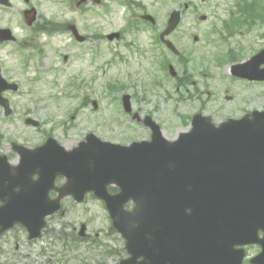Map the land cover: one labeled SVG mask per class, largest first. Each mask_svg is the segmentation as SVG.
Returning <instances> with one entry per match:
<instances>
[{
	"label": "water",
	"instance_id": "water-1",
	"mask_svg": "<svg viewBox=\"0 0 264 264\" xmlns=\"http://www.w3.org/2000/svg\"><path fill=\"white\" fill-rule=\"evenodd\" d=\"M235 70H240L237 72L242 75L249 73L244 68ZM197 119L194 120V129L174 142L167 141L160 127L150 118L145 120L146 124L154 126L150 142L124 146L101 141L90 134L71 151L80 155L79 159L71 161L75 166H66L64 155L58 162L60 172L78 180V186H82L79 191L91 189L106 200L114 224L127 238L128 251L134 256L143 255V264L164 261L171 250L172 264H204L205 261L197 256L201 250L198 245L201 238L197 239L193 224L197 221L198 201L195 197H199L200 189L194 184L201 180L218 179L219 193L212 194L211 200L214 197L218 202L225 200L229 207L243 202L233 194L237 189L245 188L243 195L251 201L248 200L250 207L247 205L244 210L251 219L256 215L254 206L262 205L264 209L263 121L257 120L250 125L239 123L237 127H216L210 118H205L206 123L197 122ZM60 150L66 153L63 148ZM194 160L201 168L194 167ZM185 166L198 174L190 175ZM202 166L212 167L215 173ZM108 183L118 184L122 192L116 197L108 195ZM71 186L72 183L68 192ZM74 194L79 197L76 191ZM131 198L137 204L133 212H128L123 206ZM42 199L37 200L48 206ZM217 203L212 200V205L218 208ZM32 204L35 201L25 197L11 201L5 206L7 217L4 219L25 222L31 235L37 236L43 225L41 217L51 212V208L46 212L40 208L32 211L29 209ZM58 207L59 204L55 203L52 210ZM188 209H191L190 214H186ZM261 212L264 216V210ZM186 234H190L189 238Z\"/></svg>",
	"mask_w": 264,
	"mask_h": 264
},
{
	"label": "rangeland",
	"instance_id": "rangeland-1",
	"mask_svg": "<svg viewBox=\"0 0 264 264\" xmlns=\"http://www.w3.org/2000/svg\"><path fill=\"white\" fill-rule=\"evenodd\" d=\"M192 1L196 5L195 11H191L183 19V33L177 36V40L180 42L182 48L185 49L188 56V71L193 74V80L195 84H191L187 88L176 87L174 85V80L163 73L162 70H157L155 75H161V81L163 85L157 86L155 88L151 87L148 89L147 86H141L139 84L140 79H146L145 71L138 70L140 67L138 62H143L144 66H150L149 69L155 70L156 66H153V61L155 59H136L130 58V63L128 60L126 62L120 59H112L113 63H110L111 56L106 54V60L108 64L105 65L107 69V81H121L125 84V91L128 93L136 92L139 96L143 94L148 97L143 104L145 110L154 111V116L162 123L165 134L169 138L176 137L181 131L188 130L187 126L190 119L185 120V115H190L196 112L200 108V103L203 101L207 94L199 97L195 89H200L201 91L206 90L204 82H207L212 90H215L217 97L212 105L205 108V113L211 114L216 122L224 119L226 115L240 114L244 110L249 108H260L264 106V85L246 83L241 80H232L230 78V67L232 64L228 63L223 66L217 65V62L213 59V56L220 52H227L234 50L239 53L240 61L247 60L252 55L257 52V49L264 45V21L258 20L254 25V28L248 30V26H243L237 29V33L234 37L223 41H216V43H209L205 34L211 30L213 27V22L221 23V20H229L232 17H238L240 14H233L236 10L237 0H187ZM257 2L263 3L264 0H257ZM264 4L254 6L251 10V16L264 14ZM202 14L208 16L206 21L199 22L198 17ZM198 15V16H196ZM97 17V16H95ZM93 18L91 17L90 32L95 30H105L110 32L111 28L118 29L120 23L119 19H123L120 12H116L107 19V27L105 23L101 25L99 29L98 25L93 24ZM161 18H163L161 16ZM113 21L115 24L108 25ZM197 23H196V22ZM112 22V23H113ZM87 24V22H86ZM241 24V23H240ZM82 30L85 31V25L81 26ZM197 34L199 36L198 42L193 40L191 33ZM190 33V34H189ZM205 35V36H204ZM225 39V38H224ZM101 41H92L89 45H99ZM78 46H74L73 50ZM152 59V60H151ZM173 63L182 74L184 67L179 64L176 58L171 57ZM105 60V61H106ZM86 61L83 64V73L79 74L77 70L73 73H67L63 76L66 80L73 74H79L83 76L87 81H93L92 70L94 67H90ZM77 64V62H76ZM98 63H93L92 66H98ZM68 67V66H66ZM77 67V66H76ZM211 72V74L203 75L204 72ZM140 78V79H139ZM135 81V82H133ZM145 82V81H144ZM63 86V85H62ZM60 86V88L62 87ZM57 89V88H56ZM48 90L45 92H38L32 94L27 91V95H32V97L27 96L24 100L22 97H18L17 104L19 108L23 110L27 107L31 110L40 106V108L45 104H49V109L43 110L42 114H48L49 117L53 118V125L57 126L56 133L62 139H71V142L76 144L78 141L83 139L84 134L87 130L92 129L96 131L101 137L113 140L121 141L123 143H128L130 140L142 139L148 136V133L144 127L137 124L131 119V117L124 111L122 104L119 100L116 101L112 99L111 95L103 97L102 103L99 105L98 110L93 109V105L89 104L87 107L81 108L74 117L73 122H70L67 115L68 107L70 106L68 98H63L57 100L54 96H61L60 90ZM148 89V90H147ZM226 89L228 92H226ZM124 91L120 90L115 93L114 96L122 94ZM45 94L47 97L46 103L38 104L37 100L40 98L41 94ZM233 95V100L226 99V95ZM92 96L96 99H101V87L99 81L94 83L92 89ZM113 96V97H114ZM182 96L183 99H180ZM44 98V97H43ZM133 105L138 108L140 103L136 104V100L133 97ZM16 121L10 119L6 122H0V130L4 132L11 131V136H17L21 128H25L20 121V109L17 106ZM67 120V126L70 123L72 127L65 132V125H62V121ZM27 131H30L28 129ZM71 146V143L70 145ZM69 210L68 215L64 218L59 217L53 224L52 227L55 230H59L63 223H67L68 227L71 229L76 226L78 230L82 223H86L88 226V232L90 236L98 239L102 246L94 245L92 247L87 243H79L80 246L76 250L72 248H67L59 241L54 245L55 256L52 257L40 255L42 247L52 250L53 246H49L46 242H37L35 245L27 242L25 233L22 231L19 233V239L22 243V251L27 254L28 264H116V257H106L104 255V250L108 247L112 250H120L124 248V240L122 236L115 232L112 233L109 229L111 226V219L109 214L104 207L103 203L99 200L89 197L82 204L68 203ZM108 244V245H107ZM107 246V247H106ZM44 251V250H43Z\"/></svg>",
	"mask_w": 264,
	"mask_h": 264
},
{
	"label": "flooded vegetation",
	"instance_id": "flooded-vegetation-1",
	"mask_svg": "<svg viewBox=\"0 0 264 264\" xmlns=\"http://www.w3.org/2000/svg\"><path fill=\"white\" fill-rule=\"evenodd\" d=\"M172 1L174 2L172 3ZM175 1L177 0H166L165 5L170 3L176 5L179 3V1ZM8 4L9 6L4 5L3 8L4 12L2 14L1 27L11 29L15 33V40L4 43H21L29 37L33 44L39 46L40 53L38 56L42 57L41 60H37V71L33 72L35 77L29 79L32 82L29 86L38 90L44 88L56 89L60 88L62 85V87H64L65 80L63 79V76L75 71L73 63L68 68H63V63H69V60L73 58V51H70V46L74 45V39H72V37L70 44L67 37L64 34L59 33L62 26L61 24L63 23H66L65 27L67 28L68 25L72 23L76 24V26H82L86 25V22L87 24L90 23L91 17H94L93 22L103 23L106 22L111 15L116 12H121L125 17L124 24H127L126 27H130L133 33L137 36L136 44L138 45V48H136L143 55L142 58L147 59L153 55H157L166 62V57H170V53H173L160 38L161 33L167 26L168 19L151 20L144 18L150 10L149 6L151 3L149 0H9ZM50 4H54L56 9L52 19L54 31H50L49 34H44L45 31L42 30V28L48 26L49 23H43L41 18L42 16L45 17L47 15L46 6ZM184 4L186 5V3ZM169 7L170 5L168 8ZM12 10L17 13H14ZM35 15H37V20H34ZM65 17L67 18L63 19ZM26 29L27 31L36 29L43 32V34H31L27 37L23 34ZM181 33L182 27H179L171 34V37L174 39L172 40L178 42L177 36ZM149 38L148 47L146 46V40ZM2 44L3 42H0V46ZM0 58L4 59L2 56ZM26 70L27 69L23 68L17 72L18 75L22 76L21 80L24 85L27 80L26 74L30 73L26 72ZM78 73L82 74V71H79ZM186 76L187 71L184 70L182 76L177 82L182 84ZM74 78L75 76L72 75L71 78L69 77L66 79L69 80L68 86L70 88L81 85V83H75ZM154 81L158 80H152L150 84ZM101 87L104 95H106L107 91H111V86L109 84L102 83ZM209 94L210 98L204 104V107H206V105H212L215 102L214 93L209 91ZM134 96L136 104L139 102L141 104L137 108L139 113L144 115L147 114L149 111L144 109L143 104L148 100V97L143 94L140 96L139 101L138 95ZM82 103H84V105H82L84 107L93 104L94 110L100 108L99 105L96 106L97 103L95 102V98H92L89 95L84 97ZM39 109L41 110L44 108L38 107L36 112H39ZM128 115L132 116V113ZM36 117L40 121V125L37 128L33 127L35 129L34 136H30L26 131L19 132L17 136L13 137L10 136L11 131L6 130L5 132H0L1 154H5L10 161V164H7L3 156L0 155V205H2L5 200L12 198L22 199L26 196L32 197L37 195L46 197L47 192L51 199H55L59 195L58 187L62 186L67 181L66 178L57 175L59 167L58 158L62 154L59 153L54 144L49 142V138L52 136L61 139L63 141L62 143L66 146L69 145V140L60 138L56 133L55 128H46L47 125L52 122L49 116H41L37 114ZM146 129L148 130V128ZM22 144L40 149L38 153L30 155L27 163H23L22 153L20 154L21 150L19 147ZM16 166L21 167L15 169ZM55 174L56 177H54ZM110 191L112 193H117L119 189H116L114 185H112ZM90 195V193H87L86 198ZM64 201L75 202V199L72 196H68ZM198 213L203 217L200 211ZM208 213L209 212L207 211L206 213H203L206 215V218L200 222V227L202 229H209L218 232V215H213V213L208 215ZM57 218V213L52 214L48 223L52 224ZM17 229L18 227L16 226L11 230L0 234V264H27L26 254L22 251V243L19 239ZM221 229L228 232L231 228ZM73 231L79 236L76 228ZM258 236L260 240L264 237V228H258ZM43 237L44 233L42 235V238ZM236 249L243 250L242 256L239 259L241 264H258L254 260L262 252L263 246L259 242H244L237 244ZM239 254L240 252H235L234 247L232 254L228 255V260L222 259V262L224 264H229L237 259ZM141 259L142 258H137L136 262H139ZM230 259H232V261ZM165 264H170V261L166 260Z\"/></svg>",
	"mask_w": 264,
	"mask_h": 264
}]
</instances>
